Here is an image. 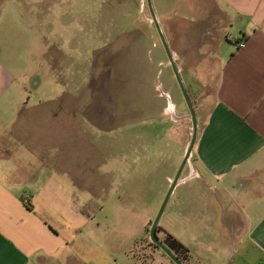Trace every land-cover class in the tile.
I'll return each mask as SVG.
<instances>
[{
  "label": "crops",
  "instance_id": "obj_1",
  "mask_svg": "<svg viewBox=\"0 0 264 264\" xmlns=\"http://www.w3.org/2000/svg\"><path fill=\"white\" fill-rule=\"evenodd\" d=\"M157 3L159 25L186 55L176 64L181 76L184 66L194 73L208 61L216 64L214 92L194 110L196 141L168 200V220L159 226L186 248L179 232L192 233L197 241L212 232L219 241L215 256L220 264H264V0ZM241 41L245 48H232ZM62 51L56 44L42 47L36 75H30L32 91L22 84L26 70L14 72L0 60V264H137L124 244L102 228L112 223L122 201L109 193L96 196V184L112 177L135 178L151 210L158 170L163 165L172 170L166 177L171 189L191 143L186 116L180 128H171L168 121L185 98L176 102L168 92L155 94L149 106L137 110L157 120L146 144L148 154L143 156L141 144L126 158L104 143L97 169L83 159L87 162L78 176L79 133L98 130L104 139L119 128L102 126L110 120V106L105 100L96 104L89 89L92 74L83 75L86 85H80V62L67 61ZM166 78L164 86L173 83L174 76ZM96 115L108 116L95 122ZM170 149L174 153L166 160ZM120 162L131 168L114 169ZM111 199L116 214L107 209ZM92 202L100 203L93 212L87 208ZM188 250L190 264H199V256ZM162 264L172 263L167 259Z\"/></svg>",
  "mask_w": 264,
  "mask_h": 264
},
{
  "label": "rangeland",
  "instance_id": "obj_2",
  "mask_svg": "<svg viewBox=\"0 0 264 264\" xmlns=\"http://www.w3.org/2000/svg\"><path fill=\"white\" fill-rule=\"evenodd\" d=\"M151 1L156 15H160L158 0ZM161 30L163 32L164 28ZM163 34L165 35V31ZM168 36L164 37L171 41L168 42L169 50L178 65L184 61L186 55L177 48L172 36L170 34ZM54 44L62 47V52L67 54L64 59L80 62L77 66L80 85H86L81 82L84 79L83 75L88 72L92 74L89 89L95 92L96 104L100 100H105L110 106L109 116L107 115L110 120L102 126L106 130L109 127L119 128L117 134L114 133L104 139L101 137L102 131L98 130L86 131L88 135L79 133L78 167L74 168L78 176H81L86 160L90 169L93 162L94 170L97 169L98 162L102 160L104 143L112 145V153L125 154L126 158L140 149L141 144L143 156L148 154L149 147L146 144L154 137L157 120L145 110L141 114L137 110L149 106L151 96L155 94L159 96L168 92L176 102L184 97L161 36L153 22L148 0H40V2L0 0V60L8 64L14 72L26 70L21 79L28 91L34 89V81H31L30 75H36L38 61L42 59L39 52H42V47ZM232 48H235L234 43ZM157 62H166L170 68L163 64L158 65ZM184 67V86L196 111L205 98L214 92L216 64L213 60L208 61L194 73L190 71L192 67ZM178 71L181 75L179 69ZM42 74L40 71V76ZM152 75L153 81L148 82ZM167 76H174V81L164 86ZM184 77L181 76L182 80ZM160 84L163 87L158 90ZM171 86L173 87L170 90ZM165 101H168L167 98ZM78 102L80 105L82 99ZM160 103L161 100L156 106L158 107ZM184 103L176 116L169 115L168 121L171 128L173 125L180 128L182 124L179 123L183 121V115L186 116L185 122L190 125L191 130L188 140L191 141L193 132L191 114L185 99ZM107 116L96 115L95 122H102ZM93 141L94 147L91 146ZM172 153L173 149H170L168 154L165 151L166 160L167 155ZM121 167L122 163L120 167L115 163L113 168L119 170ZM122 168L130 169L131 165L123 162ZM158 171L157 182L153 184L152 189L151 210L145 204L147 194L142 186L135 183V178L112 177L109 182L105 180L104 183H100L103 187L96 184L95 188L99 192L96 196L103 197L109 193L122 201L123 204L119 211L117 210V214L112 199L106 204L107 209L116 216L107 229L104 226L102 228L110 237L118 240L121 245L124 244L122 248L128 255H132L137 264H162L167 259L172 262L150 238L153 223L170 189L166 177L172 174V170L164 165ZM141 198L144 199L142 202ZM99 206V202H92L87 208L93 212ZM168 215L167 205L160 221L161 226L164 227ZM161 226L160 230L157 228V239L163 243L166 231ZM205 228H209L210 232L213 229ZM211 233L197 241L192 233L188 235L179 232L181 234L179 237L184 238L185 244L194 256H199V264H220L219 257L215 256L219 241ZM125 263L130 264V261L126 260Z\"/></svg>",
  "mask_w": 264,
  "mask_h": 264
},
{
  "label": "water",
  "instance_id": "obj_3",
  "mask_svg": "<svg viewBox=\"0 0 264 264\" xmlns=\"http://www.w3.org/2000/svg\"><path fill=\"white\" fill-rule=\"evenodd\" d=\"M148 6H149V9H150V13H151V16H152V19H153V22L155 23L156 25V28L161 36V39H162V42L164 44V47L166 49V52H167V55H168V58L170 60V63H171V66L175 72V75H176V78L178 80V83L180 85V88L182 90V93L184 95V98L186 100V103L188 105V108H189V111H190V114H191V117H192V121H193V133H192V139H191V143H190V146L188 148V151H187V154H186V157L184 159V162H183V165L181 166V169L178 173V175L176 176L175 178V181L173 182L172 184V187L164 201V204L162 206V209L160 211V213L158 214V216L156 217L154 223H153V226L151 228V231H150V238H151V241L156 244L162 251H164V253L173 261V263L175 264H183L182 261L169 249L167 248L163 243H161L158 239H157V228L159 227V224H160V221H161V218H162V215L166 209V206H167V203H168V200L170 198V195L172 194V191L174 189V187L176 186V184L178 183V180L180 178V174L182 172V169L184 167V165L187 163L189 157H190V153L192 151V148L194 146V143L196 141V135H197V121H196V115H195V111H194V108L192 106V103L190 101V98H189V95L186 91V88L184 86V83L182 81V78H181V75L178 71V67L176 65V62L174 61V57L172 56L170 50H169V47H168V43L164 37V34L161 30V27L159 25V22L156 18V15L154 13V9L152 7V1L151 0H148Z\"/></svg>",
  "mask_w": 264,
  "mask_h": 264
},
{
  "label": "trees",
  "instance_id": "obj_4",
  "mask_svg": "<svg viewBox=\"0 0 264 264\" xmlns=\"http://www.w3.org/2000/svg\"><path fill=\"white\" fill-rule=\"evenodd\" d=\"M160 227H158V230ZM163 243L169 248L184 264L190 263V251L180 241L174 238L172 235L165 232V239ZM158 248V247H157ZM172 264L173 261L171 262Z\"/></svg>",
  "mask_w": 264,
  "mask_h": 264
},
{
  "label": "built area",
  "instance_id": "obj_5",
  "mask_svg": "<svg viewBox=\"0 0 264 264\" xmlns=\"http://www.w3.org/2000/svg\"><path fill=\"white\" fill-rule=\"evenodd\" d=\"M246 47V42H243V41H241V42H237L236 44H235V48H236V50H241V49H243V48H245Z\"/></svg>",
  "mask_w": 264,
  "mask_h": 264
}]
</instances>
